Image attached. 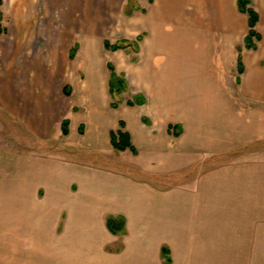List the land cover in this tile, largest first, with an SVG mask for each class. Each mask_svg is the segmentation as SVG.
<instances>
[{
    "label": "crops",
    "instance_id": "1",
    "mask_svg": "<svg viewBox=\"0 0 264 264\" xmlns=\"http://www.w3.org/2000/svg\"><path fill=\"white\" fill-rule=\"evenodd\" d=\"M249 1L257 50L239 0H2L0 264H264V151L218 161L264 143Z\"/></svg>",
    "mask_w": 264,
    "mask_h": 264
},
{
    "label": "trees",
    "instance_id": "2",
    "mask_svg": "<svg viewBox=\"0 0 264 264\" xmlns=\"http://www.w3.org/2000/svg\"><path fill=\"white\" fill-rule=\"evenodd\" d=\"M250 4L251 3L249 0H239V10L241 13L247 14L249 17L250 32L246 40V48L248 50H257V44L255 43L254 40H256L257 42H261L262 40L261 35L257 32V26L260 23V16L253 8L250 7ZM1 6H2V1L0 0V9H1ZM2 18H3V14H2V11L0 10V37L7 34V31H5V29H2V26H1ZM140 40L141 39H139L138 42H140ZM105 46L107 50L116 52L119 50L128 49L130 47H135V46L137 47V43H130V42L122 41L115 45H111V43L107 41ZM76 53H77V46H75V48L72 51L71 60L75 58ZM239 53L240 55L238 59V72H239V75L242 76L245 71L244 65H243V59L241 55L242 50H239ZM109 69L112 72L111 93H112L113 98H115L116 93L121 92L123 90L124 82L116 76V74L114 73V68L112 66H110ZM143 103H144V100L138 98V99H135L134 102H128V105L134 106L135 104L139 105ZM113 107L117 108L118 107L117 103L113 104ZM67 126H68V122L65 123V129H67ZM111 140H112V145L115 151L125 152L129 150L134 155L138 154L136 148L133 146L131 142L130 135L125 131L124 123H121L120 131L111 134ZM110 228L113 231L116 230L114 223H110ZM168 262H171V261L168 260Z\"/></svg>",
    "mask_w": 264,
    "mask_h": 264
},
{
    "label": "rangeland",
    "instance_id": "3",
    "mask_svg": "<svg viewBox=\"0 0 264 264\" xmlns=\"http://www.w3.org/2000/svg\"><path fill=\"white\" fill-rule=\"evenodd\" d=\"M2 1V0H1ZM259 6V1L258 0H254V4H253V7H258ZM1 10V9H0ZM9 23V19L5 18L3 16L2 20H1V26H2V29H5V31H7V34L4 35V36H1V37H7L9 36L10 32H11V29H13L14 27L8 25ZM263 25H264V22H263ZM48 28H52V27H48ZM65 28V27H64ZM0 37V38H1ZM107 40L111 41L112 43H115L116 40L113 38V37H110L108 38ZM255 43H257L256 40H254ZM78 43V42H77ZM0 68H1V64H0ZM245 69V68H244ZM238 73V72H237ZM238 75V74H237ZM240 79V76H238L237 78V82L239 83V80ZM241 81V80H240ZM264 82V81H263ZM130 97V96H129ZM126 99H129L127 96H126ZM261 150L264 151V143H261V144H257V145H253L251 147H248V148H245V149H242L240 150L239 152H235L234 154H231L229 157H225L223 159H218V161L221 162H224V161H230V160H233V159H236V158H239V157H242L244 159H254L258 156L259 153H261ZM91 160L92 159H95V162L98 161V159L96 158H92L90 156Z\"/></svg>",
    "mask_w": 264,
    "mask_h": 264
}]
</instances>
